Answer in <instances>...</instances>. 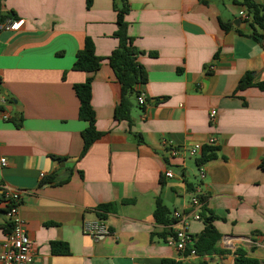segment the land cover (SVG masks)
Returning <instances> with one entry per match:
<instances>
[{
    "label": "crops",
    "instance_id": "0c3cea01",
    "mask_svg": "<svg viewBox=\"0 0 264 264\" xmlns=\"http://www.w3.org/2000/svg\"><path fill=\"white\" fill-rule=\"evenodd\" d=\"M250 1L264 7V0ZM128 5L127 33L148 79L136 88L145 104L131 97V121L115 117L121 85L108 62L119 46L114 0H93L89 9L86 0H0L1 18L24 21L17 32H0V94L9 115L3 120L0 113V187L21 193L32 264H235L237 249L264 262V47L253 29L235 25L252 23L244 0ZM86 38L104 60L94 74L72 69ZM245 77L251 87L238 89ZM89 78L103 137L81 157L87 124L74 86ZM198 144L217 149L202 165L201 183V152L170 155L171 148ZM44 177L53 183L40 186ZM187 184L204 198L200 220ZM158 198L175 223H156ZM3 210L0 203V243L8 231ZM202 213L215 217L216 248L224 253L181 259L166 240L184 227L196 243L205 229ZM99 219L111 234H85L84 224Z\"/></svg>",
    "mask_w": 264,
    "mask_h": 264
},
{
    "label": "trees",
    "instance_id": "16d2710c",
    "mask_svg": "<svg viewBox=\"0 0 264 264\" xmlns=\"http://www.w3.org/2000/svg\"><path fill=\"white\" fill-rule=\"evenodd\" d=\"M93 0H86L87 8L89 9L92 5ZM244 5L247 7L249 16L252 18L253 34L256 38L260 39L261 36H257V28L264 31V7L253 3L250 0H244ZM114 8L117 11V32L116 38L119 40V46L113 51L108 59L110 67L112 68L115 77L121 85V96L118 107L116 108L115 117L117 120L131 121V109L132 102L131 97L134 95L139 97V93L136 88L147 83V73L145 69L137 62V56L139 51L133 44V39L128 36L127 29L128 25L125 21V16L129 12L128 0H114ZM227 30L228 26L224 25ZM241 33V32H240ZM103 59L98 57L95 53V45L90 38H86L84 41L83 48L77 53L75 62L73 65L74 71H79L87 74H94L101 69ZM251 87L249 77H245L241 80L238 89H246ZM264 88V85L260 86ZM74 90L77 98L79 99V118L81 121L87 124V127L82 132L83 139V152L81 157L85 155L87 150L96 142H98L103 134L97 130L95 112L92 106V78L86 80L85 83L75 85ZM2 107L0 106V110ZM216 148L204 147L201 151V156L196 160L198 166H202L211 160L216 158ZM62 161L61 158H56ZM260 169L264 171V158L260 163ZM53 183V177H44L40 186H45ZM190 191L195 192L191 184H187ZM201 201H204L203 197H200ZM0 203L4 205V213L6 214L9 210L7 202L2 194L0 197ZM22 204V203H21ZM104 210H110V206L103 207ZM203 215V222L205 229L200 235L196 243H194V249L198 255H212L215 253H224L223 251L217 250L216 246L221 238V235L213 225L215 217L213 215ZM170 211L164 205L162 199L158 198L156 201V207L154 211V219L157 224L169 226L175 223V220L170 219ZM7 235L11 231V226H6ZM57 244H53V251L56 250ZM188 254V253H187ZM235 264H264L257 259L247 257L245 250L237 249L234 253ZM164 264H169L164 262Z\"/></svg>",
    "mask_w": 264,
    "mask_h": 264
},
{
    "label": "built area",
    "instance_id": "2783aa9c",
    "mask_svg": "<svg viewBox=\"0 0 264 264\" xmlns=\"http://www.w3.org/2000/svg\"><path fill=\"white\" fill-rule=\"evenodd\" d=\"M24 21H13L10 19H4L0 17V32L1 31H12L17 32L21 29ZM261 44L264 47V31L262 33ZM7 100L5 96L0 94V106L5 107ZM138 104L140 106L145 104V98L143 95L138 97ZM2 119L8 120L9 115L7 112L0 110ZM216 111H212L210 115L211 122H214L216 119ZM217 143L216 138H211L208 142L209 146H215ZM202 145H196L193 148L188 150H179L176 148H171L170 155L172 157H179L182 155H189L190 157H196L202 151ZM1 164H6V159H1ZM166 178H174V174L171 171L165 173ZM206 178V172L204 166L199 168V183L203 182ZM2 194L9 206V210L6 213L7 222L11 226V231L7 237L0 243V264H32L35 257V250L30 240L25 222L20 216V207H21V193L11 187L1 186ZM200 187L195 189L193 197L191 199V204L194 209L197 210V213L194 216L195 220H200L201 217L200 209L202 208V203L200 196ZM186 225V223H184ZM83 231L85 234L93 237L109 236L111 234L110 226L108 223L99 219L94 222H86L83 226ZM167 244L171 247H174L179 253L181 259L187 255H196L194 249V239L189 235L186 229L183 227L180 230L175 231L173 234L169 235L167 238Z\"/></svg>",
    "mask_w": 264,
    "mask_h": 264
},
{
    "label": "water",
    "instance_id": "95a60500",
    "mask_svg": "<svg viewBox=\"0 0 264 264\" xmlns=\"http://www.w3.org/2000/svg\"><path fill=\"white\" fill-rule=\"evenodd\" d=\"M235 25L244 33H248L253 29L252 25L248 22H242V20H238Z\"/></svg>",
    "mask_w": 264,
    "mask_h": 264
},
{
    "label": "rangeland",
    "instance_id": "374dc122",
    "mask_svg": "<svg viewBox=\"0 0 264 264\" xmlns=\"http://www.w3.org/2000/svg\"><path fill=\"white\" fill-rule=\"evenodd\" d=\"M190 176V180L194 181L195 180V176H197V170L195 168H193V171L190 172L189 174Z\"/></svg>",
    "mask_w": 264,
    "mask_h": 264
}]
</instances>
